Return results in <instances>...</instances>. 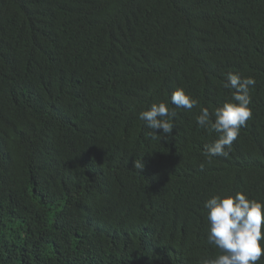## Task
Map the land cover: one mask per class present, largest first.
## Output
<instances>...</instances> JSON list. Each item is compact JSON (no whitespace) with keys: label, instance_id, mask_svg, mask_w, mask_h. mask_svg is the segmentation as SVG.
I'll return each mask as SVG.
<instances>
[{"label":"trees","instance_id":"trees-1","mask_svg":"<svg viewBox=\"0 0 264 264\" xmlns=\"http://www.w3.org/2000/svg\"><path fill=\"white\" fill-rule=\"evenodd\" d=\"M229 72L252 117L209 159ZM237 192L264 202V0H0V264H204V203Z\"/></svg>","mask_w":264,"mask_h":264},{"label":"clouds","instance_id":"clouds-1","mask_svg":"<svg viewBox=\"0 0 264 264\" xmlns=\"http://www.w3.org/2000/svg\"><path fill=\"white\" fill-rule=\"evenodd\" d=\"M255 83L251 76L242 79L238 73L229 72L225 87L235 90L233 102H226L211 114L207 108L201 109L196 118L197 124L218 134L211 145L205 146V155L209 159L228 156L240 129L251 119L250 87ZM171 103L175 107L191 110L198 101L183 88H177L171 93ZM175 115V111H170L166 103L160 102L152 104L149 110L141 111L139 119L152 130L150 136L167 139L173 131L171 120ZM157 130H162V134L157 135ZM134 167L142 170L145 167L143 159H136ZM204 207L209 224L207 243L221 253L211 260H205L204 264H258L264 257V202L249 199L245 193L237 192L235 196L214 195L206 200Z\"/></svg>","mask_w":264,"mask_h":264}]
</instances>
